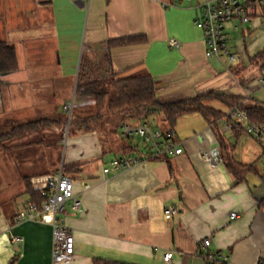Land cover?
Returning <instances> with one entry per match:
<instances>
[{
  "label": "crops",
  "instance_id": "crops-1",
  "mask_svg": "<svg viewBox=\"0 0 264 264\" xmlns=\"http://www.w3.org/2000/svg\"><path fill=\"white\" fill-rule=\"evenodd\" d=\"M198 3L0 0V42L13 45L18 58L16 71L0 74V264H53L52 226L16 218L31 201L30 191L40 192L43 180L77 163L78 171L68 176L81 208L74 212L68 203L59 214L74 237L70 264H94L96 259L164 264L167 251H173L172 264H264V209L259 206L264 199V146L245 132V122L226 126V113L238 104L264 109V66L253 61L264 49V11L251 22H239L245 31L227 26L229 47L240 56L228 71L205 56L203 32L195 24ZM83 34L90 50L84 71L88 79H102L109 71L118 77L150 74L159 103L212 92L222 98L205 105L222 117L209 122L198 112L181 116L172 130L183 152L160 158H149L139 136L122 135L120 114L103 109L66 121L64 106L78 82L76 69L24 66L19 46L29 38L39 48L60 42L61 35L62 42L80 43ZM129 36L146 41L107 45ZM172 39L179 46H171ZM61 53L58 46L53 53L36 50L32 57L51 59ZM42 120L53 126L14 132L21 124ZM142 123L169 130L160 113ZM222 144L237 162L251 167L242 181L221 157L217 165L201 158L205 150L220 152ZM116 158L132 163L115 170ZM170 206L179 213L166 216ZM232 212L239 217L231 219ZM207 238L211 243L205 247ZM208 254L216 260L210 262Z\"/></svg>",
  "mask_w": 264,
  "mask_h": 264
},
{
  "label": "built area",
  "instance_id": "built-area-1",
  "mask_svg": "<svg viewBox=\"0 0 264 264\" xmlns=\"http://www.w3.org/2000/svg\"><path fill=\"white\" fill-rule=\"evenodd\" d=\"M82 1V0H79ZM164 5L168 3L164 2ZM198 16L195 20L196 26L203 32V40L206 45L205 56L210 61L221 64L226 70H230L239 60L238 53L233 52L229 47L227 26L233 24L235 29L245 28L239 22H251L254 17L264 11V0H199L196 6ZM238 21V24L233 22ZM171 46H179L175 39L170 41ZM264 83V80H262ZM72 103H66L64 111L71 114ZM248 111L234 106L226 113L228 128L238 123H246L245 132L252 136L257 142L264 146V125L251 123L248 120ZM123 136H139L144 140L149 149V158H160L165 155H179L183 148L175 140V132L172 129L159 130L148 123L134 124L129 121L123 122L121 126ZM219 149H209L201 152V158L213 165L221 163ZM132 163L129 158H116L112 161L115 170L126 168ZM109 172L110 168H105ZM41 202H29L18 213L16 221L27 220L48 224L53 229L52 263L70 264L74 257V237L71 231L60 223L58 215L62 213L68 203L74 212L81 208V200L77 198L73 179L65 175L63 170L42 181L40 187ZM179 213L175 206L165 208L166 216H173ZM231 219L239 217L237 212H232ZM204 246L210 245L209 238L204 240ZM210 262L215 261L213 254H208ZM164 264H172L173 251L164 254Z\"/></svg>",
  "mask_w": 264,
  "mask_h": 264
},
{
  "label": "trees",
  "instance_id": "trees-1",
  "mask_svg": "<svg viewBox=\"0 0 264 264\" xmlns=\"http://www.w3.org/2000/svg\"><path fill=\"white\" fill-rule=\"evenodd\" d=\"M143 36H129L110 40L107 42L109 48L123 47L145 43ZM253 61L261 62L264 66V49L253 57ZM107 62L111 65L110 57L107 56ZM87 59H86V67ZM85 67V69H86ZM18 69V58L16 49L13 45L6 42H0V74H7ZM84 69V71H85ZM79 73L77 90H81V97L92 99L95 102L97 113L106 109L110 114H120L122 119L134 124H139L148 120L154 114L160 113L167 122L169 129H173L177 120L184 115L198 112L202 114L207 121H216L222 117V112L205 105V101L211 98L221 99L212 92H205L188 100H181L169 104H161L157 100L156 81L150 74L118 77L117 74L109 71L106 77L102 79H88L85 74ZM81 77V78H80ZM108 100V96L111 94ZM238 103V102H237ZM238 107L248 111V120L251 123L264 125V109L250 108L246 106ZM31 122L21 124L14 129V132H24L32 129L35 124L44 123ZM2 137L0 136V145ZM220 157L226 167L234 174L237 181H242L245 174L251 170V167L237 162L229 152L228 146L221 145ZM80 164H68L63 166V172L71 174L78 171ZM30 191V189H29ZM32 199L30 202L40 203L42 198L40 192L30 191ZM264 209V199L259 203ZM94 264H126L121 262H109L96 259ZM212 264V263H211ZM223 264V263H222Z\"/></svg>",
  "mask_w": 264,
  "mask_h": 264
},
{
  "label": "rangeland",
  "instance_id": "rangeland-1",
  "mask_svg": "<svg viewBox=\"0 0 264 264\" xmlns=\"http://www.w3.org/2000/svg\"><path fill=\"white\" fill-rule=\"evenodd\" d=\"M34 13L35 15V10L30 12V14ZM61 24V23H60ZM62 36V35H61ZM60 36L61 40L59 42H46L43 44H39V48L34 44V42H28L29 38L21 43V46H19V53L22 55L24 53V57L22 59L23 65L24 66H39L42 68L45 67H52V68H57V67H66V68H75L76 73H75V78H79V73H83L85 67H86V59L87 56L90 54V50L88 49V44L85 42V35L83 34L80 40V43L78 42H62V37ZM61 47L62 53L60 55H57L55 58H44V59H34L32 57V53L36 50H44L48 52H54L56 50V47ZM99 52V51H97ZM62 56V59H61ZM99 60L98 62H100ZM78 70V71H77ZM78 73V74H77ZM81 78V77H80ZM113 93H111L108 96V100L111 98ZM70 103L74 105L71 114L66 113L65 118L66 121H68L69 118H71V122L76 120V117H84L89 115L91 112L95 113L97 112L96 110V105L95 102L92 101V105H89V102L91 99L88 101H85L84 97H81V90L76 89V84L74 87V91L71 95ZM56 101H51V104L53 107L55 106ZM68 102V103H69ZM91 104V103H90ZM75 118V119H74ZM126 121V120H125ZM53 125L49 124L48 122L44 123H39L35 124V126L32 128L34 129L35 127L38 129H43L44 127H51ZM70 129V128H69ZM64 137H66L69 133V130L64 127ZM2 145H0L1 147ZM65 175H68L64 173ZM59 217V215H58Z\"/></svg>",
  "mask_w": 264,
  "mask_h": 264
}]
</instances>
